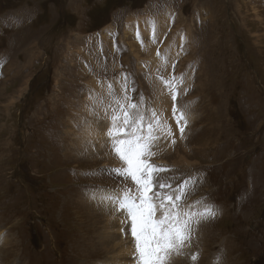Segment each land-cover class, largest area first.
<instances>
[{
	"label": "rangeland",
	"instance_id": "obj_1",
	"mask_svg": "<svg viewBox=\"0 0 264 264\" xmlns=\"http://www.w3.org/2000/svg\"><path fill=\"white\" fill-rule=\"evenodd\" d=\"M101 262L264 264V0H0V264Z\"/></svg>",
	"mask_w": 264,
	"mask_h": 264
},
{
	"label": "bare ground",
	"instance_id": "obj_2",
	"mask_svg": "<svg viewBox=\"0 0 264 264\" xmlns=\"http://www.w3.org/2000/svg\"><path fill=\"white\" fill-rule=\"evenodd\" d=\"M126 20V19H125ZM161 25V24H160ZM162 91V90H161ZM163 97V96H162ZM172 99V98H171ZM96 127V126H95ZM97 128V127H96ZM98 129V128H97ZM94 130V129H93ZM96 130V129H95ZM99 130V129H98ZM97 130V131H98ZM105 138V136H103ZM163 156V155H162ZM103 195V193H102ZM95 195L96 198H97V201H99L100 203H104L106 204L107 203H110L112 201V198H115L116 200L113 199L112 202H117L118 205L121 204L122 206H127L126 208V212L129 214H131L132 216V221H133V226L129 229V235L126 239L131 242H134V244L136 243L137 244V248H136V251L139 254L143 253V249L141 251V249L139 248H142L143 246V242H140L139 241L141 240H145L144 237H142L140 234H142L144 231H147L149 232L150 228L153 226V220L154 218L152 217V215H161L160 218L163 217V215H167V212L166 210H163L160 208V206L158 204H156L151 196L149 194H146L145 195L143 193H135L134 195L132 196H128V197H125L123 198L120 194L118 193H112V192H106V195ZM105 197L107 199H105ZM117 197H120L121 199L117 200ZM93 201V200H92ZM95 202V201H94ZM117 205V206H118ZM103 206V205H102ZM106 206V205H105ZM117 206H114L113 208L115 209H112V207L109 205L108 206V209H107V215L109 217H115L117 215H119V211H117L119 208ZM100 210V209H99ZM124 212V211H123ZM140 212V216L137 218V214ZM123 217V215H122ZM124 222V219L122 218L121 219V222H120V228H119V233L122 235L123 234V229L125 224L123 223ZM155 222V220H154ZM165 224V223H164ZM104 227V226H103ZM107 227L108 225H105V228H102L104 229V231L107 230ZM155 230V229H154ZM127 231V230H126ZM134 238V239H133ZM145 243V242H144ZM133 244V245H134ZM141 244V245H139ZM155 244H153V247H154ZM144 246H146L144 244ZM145 248V247H144ZM147 248V247H146ZM152 249V248H150ZM134 250V248H133ZM146 251V249H145ZM144 251V252H145ZM151 251V250H150ZM141 252V253H140ZM149 252V251H148ZM136 253V252H134ZM146 253V252H145ZM128 254L131 255L133 254L129 249H128ZM157 255V254H156ZM141 256V255H140ZM135 257V256H133ZM139 257V256H138ZM142 257V256H141ZM136 258V257H135ZM142 259V258H141ZM149 261V260H148ZM157 263V262H156ZM155 263V264H156ZM98 264H109V262H106V263H98ZM143 264V263H142Z\"/></svg>",
	"mask_w": 264,
	"mask_h": 264
}]
</instances>
